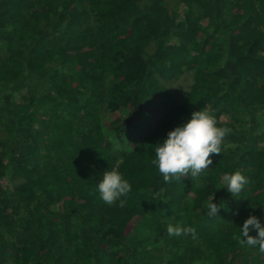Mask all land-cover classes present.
<instances>
[{"label":"trees","instance_id":"trees-1","mask_svg":"<svg viewBox=\"0 0 264 264\" xmlns=\"http://www.w3.org/2000/svg\"><path fill=\"white\" fill-rule=\"evenodd\" d=\"M201 110L230 129L221 152L165 182L154 146ZM113 168L124 207L96 191ZM249 215L264 225V0H0V264H264L236 238Z\"/></svg>","mask_w":264,"mask_h":264},{"label":"clouds","instance_id":"clouds-1","mask_svg":"<svg viewBox=\"0 0 264 264\" xmlns=\"http://www.w3.org/2000/svg\"><path fill=\"white\" fill-rule=\"evenodd\" d=\"M230 129L218 127L214 116L207 111L193 112L190 119L167 133L166 139L154 146V159L152 164L157 168L165 182L170 179L178 180L180 176L189 175L193 178L209 169L213 163L210 154H220L222 139ZM222 181L228 193L235 198L248 184V178L235 171L225 173ZM132 188L127 179L115 168L105 171L102 179L96 185V191L101 201L108 205L119 202V207H124L126 198ZM209 216H217L220 205L213 202L206 203ZM167 234L171 236H187L191 234L195 238V230L178 221L175 224L168 223ZM255 231L256 236L249 233ZM237 240L241 246H258L264 252V225L254 216L249 215L243 221L242 226L237 227Z\"/></svg>","mask_w":264,"mask_h":264},{"label":"rangeland","instance_id":"rangeland-1","mask_svg":"<svg viewBox=\"0 0 264 264\" xmlns=\"http://www.w3.org/2000/svg\"><path fill=\"white\" fill-rule=\"evenodd\" d=\"M178 79L179 78H177L175 81H173L170 84V87L173 89V96H175V98H178L180 100L179 96L183 95V93L185 92V88L191 83V80L189 79V81H187L186 77L184 79H180V80H178ZM228 120L229 119L226 116L223 118L224 122H227ZM89 205L93 210L96 209L95 204H89Z\"/></svg>","mask_w":264,"mask_h":264}]
</instances>
